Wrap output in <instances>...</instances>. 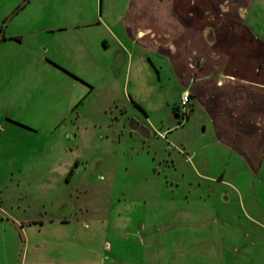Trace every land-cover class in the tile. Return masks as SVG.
<instances>
[{
	"label": "rangeland",
	"instance_id": "374dc122",
	"mask_svg": "<svg viewBox=\"0 0 264 264\" xmlns=\"http://www.w3.org/2000/svg\"><path fill=\"white\" fill-rule=\"evenodd\" d=\"M101 2L0 0V264H202L203 239L218 242L223 220L239 228L242 203L246 213L255 199L264 210L263 181L231 180L235 194L200 176L205 158L213 175L233 162L216 161L217 151L205 146L211 132L202 134L194 117L162 136L152 131L148 141L128 129L127 115L145 119L138 109L122 113L123 92L135 90L163 129L172 114L165 102L178 84L167 66L157 84L148 61L142 86L132 79L134 67L123 83L125 66L111 68L114 44L107 52L100 40L106 33L98 23L110 25ZM243 7L264 41V0ZM82 28L104 51L92 52V73L76 50ZM45 61L66 77L44 74ZM209 213L220 222L205 220ZM226 230L223 242L232 250L239 243Z\"/></svg>",
	"mask_w": 264,
	"mask_h": 264
},
{
	"label": "crops",
	"instance_id": "0c3cea01",
	"mask_svg": "<svg viewBox=\"0 0 264 264\" xmlns=\"http://www.w3.org/2000/svg\"><path fill=\"white\" fill-rule=\"evenodd\" d=\"M253 1L123 0L124 5L120 8L119 0H105L106 20L110 25L105 23L102 26L103 21L98 23L106 33V37H100L103 49L108 52L112 44L116 48L111 57V68L117 64L125 66L123 83L130 82V68L134 67L132 79L136 88L142 86L148 61L156 73L157 84L161 82V68L165 66L169 69V78L178 84L175 97L165 102L172 114L166 119L167 125L163 129H158L163 127V120L153 121L147 115L141 103L143 98L135 90L131 95L123 92L122 113L126 115L127 108L138 109L145 119V123H141L136 117L127 115L128 123L133 121L134 125L146 127L149 135L143 141H148L152 131L162 136L194 117L202 134L211 132L205 146L217 151L216 161L233 162L231 167L225 165L218 169L217 175H213L205 158L200 176L211 183L215 180L235 194H238V189L231 180L250 177L264 182V41L257 38L259 30L243 7ZM87 30L82 28L74 34L75 45L77 52L88 58L90 72H93L97 67L96 50L104 51L97 39L89 41L82 37ZM4 36L3 31L0 41ZM45 49V54L53 51L48 47ZM32 55L39 57L35 50H32ZM50 60L61 65L55 58ZM43 65L42 71L46 75L52 73L62 79L67 75L48 61ZM79 72L74 74L81 76ZM99 78L108 82L107 75ZM184 92L189 94V109L182 120L178 103ZM155 109L151 108V111L155 112ZM128 129L137 133L129 126ZM191 153L195 154V151ZM254 184L247 183V192L251 195H254ZM223 193L227 200V190ZM239 195L242 198V194ZM242 208L244 219L239 228L234 230L236 225L232 227L223 220L218 242L203 239L206 247L202 250V264H257L255 260L263 258L264 247L260 249L256 244L264 243V210L256 199L249 204L250 213L245 212L244 203ZM203 218L220 222L216 215L210 213ZM227 228L229 233L232 232L235 243H239L232 250L223 242ZM254 236L258 239L254 240ZM210 243L214 245L210 246Z\"/></svg>",
	"mask_w": 264,
	"mask_h": 264
},
{
	"label": "built area",
	"instance_id": "2783aa9c",
	"mask_svg": "<svg viewBox=\"0 0 264 264\" xmlns=\"http://www.w3.org/2000/svg\"><path fill=\"white\" fill-rule=\"evenodd\" d=\"M178 107H179L178 113L180 114L182 120H184L187 114V111L189 109V94L187 92H184L180 96Z\"/></svg>",
	"mask_w": 264,
	"mask_h": 264
},
{
	"label": "water",
	"instance_id": "95a60500",
	"mask_svg": "<svg viewBox=\"0 0 264 264\" xmlns=\"http://www.w3.org/2000/svg\"><path fill=\"white\" fill-rule=\"evenodd\" d=\"M135 123V122H134ZM128 126L132 129V130H134V131H136L140 136H142L143 138H146V137H148L147 135H149V130L146 128V127H143V126H141V125H134L133 124V121H132V123L131 122H129L128 123Z\"/></svg>",
	"mask_w": 264,
	"mask_h": 264
},
{
	"label": "trees",
	"instance_id": "16d2710c",
	"mask_svg": "<svg viewBox=\"0 0 264 264\" xmlns=\"http://www.w3.org/2000/svg\"><path fill=\"white\" fill-rule=\"evenodd\" d=\"M71 173H72V171H70L68 175H70Z\"/></svg>",
	"mask_w": 264,
	"mask_h": 264
}]
</instances>
